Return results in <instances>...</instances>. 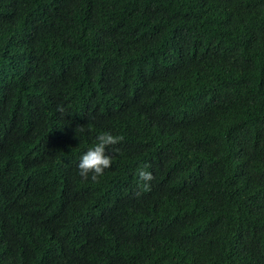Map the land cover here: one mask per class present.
I'll list each match as a JSON object with an SVG mask.
<instances>
[{"label":"trees","instance_id":"1","mask_svg":"<svg viewBox=\"0 0 264 264\" xmlns=\"http://www.w3.org/2000/svg\"><path fill=\"white\" fill-rule=\"evenodd\" d=\"M0 264H264V0H0Z\"/></svg>","mask_w":264,"mask_h":264},{"label":"clouds","instance_id":"2","mask_svg":"<svg viewBox=\"0 0 264 264\" xmlns=\"http://www.w3.org/2000/svg\"><path fill=\"white\" fill-rule=\"evenodd\" d=\"M63 111V109H59ZM85 132L83 125H78L77 133ZM123 136L114 135L109 131H104L96 137V143L89 148L80 158L78 163L79 175L84 180H91L93 183H99L104 176L105 170L112 166V155L106 149L111 148V152L119 153L120 148L115 147L123 141ZM147 166L137 169L139 180L142 183V188L147 190L150 182L154 179L153 174L146 170ZM139 195V193H137Z\"/></svg>","mask_w":264,"mask_h":264}]
</instances>
